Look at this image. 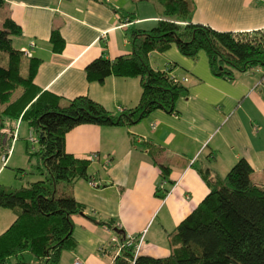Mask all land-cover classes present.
I'll return each mask as SVG.
<instances>
[{"label":"crops","instance_id":"obj_1","mask_svg":"<svg viewBox=\"0 0 264 264\" xmlns=\"http://www.w3.org/2000/svg\"><path fill=\"white\" fill-rule=\"evenodd\" d=\"M190 1L192 23L264 39V0ZM160 12L151 0H0V27L6 19L19 27L13 46L39 61L33 83L41 91L55 95L61 104L87 97L108 113L119 114L138 105L140 80L109 76L102 83L89 82L85 68L99 57L113 61L130 56L129 28L150 30ZM53 30L63 40L61 52L54 51L49 41ZM149 64L186 89L172 113L157 109L134 125L83 124L65 135V152L88 160L89 166L88 178L69 188L83 212L71 217L75 248L63 251L58 264L75 259L112 264L116 252L109 241L119 235L115 228L122 235L143 236L140 256L168 257L169 236L209 192L201 176L205 170L224 177L245 159L254 183L264 185V91L256 88L264 69L253 67L233 78L216 76L205 52L188 58L175 45L151 52ZM22 123L4 162L0 152V186L5 188L25 187L13 188L17 175L27 174L18 161L32 160L30 131L28 125L22 131ZM91 155L96 158L89 160ZM159 165L169 168L166 179ZM9 169L15 176L5 178ZM158 189L169 190L164 199L155 195ZM15 219L13 211L0 207V235ZM25 259L38 264L28 254Z\"/></svg>","mask_w":264,"mask_h":264},{"label":"trees","instance_id":"obj_2","mask_svg":"<svg viewBox=\"0 0 264 264\" xmlns=\"http://www.w3.org/2000/svg\"><path fill=\"white\" fill-rule=\"evenodd\" d=\"M147 1V0H141ZM161 10V18L148 31L130 27L131 55L109 61L99 57L85 68L89 82L102 83L109 76L138 78L141 98L129 111L111 114L87 97L65 104L55 95L41 91L33 83L39 61L13 46L21 33L10 19L0 27V152L8 157L17 125L25 122L38 150L37 169L44 178L18 189L0 186V207L16 216L10 228L0 235V264H58L61 253L75 248L71 237L73 215L83 207L69 191L78 180L88 178L89 161L76 159L64 150L65 135L83 124L103 127L134 125L151 112L174 111L175 101L184 96L181 81L166 71L151 68L149 55L175 45L179 53L195 58L206 53L212 73L233 78L235 73L253 67L264 69V39L253 34L218 32L191 21L190 0H151ZM128 22L134 18L129 15ZM52 49L61 52L63 40L57 30L50 36ZM8 130L6 136L2 131ZM29 134V135H30ZM154 161V154L150 153ZM166 179L169 168L159 165ZM17 174L23 172L16 170ZM253 170L239 159L224 177L201 173L209 192L201 203L169 236L170 255L166 258L137 256L122 249L112 264H264V185L254 183ZM59 187L61 190H59ZM169 190L158 189L164 199ZM109 228H113L107 223ZM122 239V232L115 228Z\"/></svg>","mask_w":264,"mask_h":264},{"label":"built area","instance_id":"obj_3","mask_svg":"<svg viewBox=\"0 0 264 264\" xmlns=\"http://www.w3.org/2000/svg\"><path fill=\"white\" fill-rule=\"evenodd\" d=\"M104 1H108V0H104ZM30 46L32 47L33 44H31ZM22 52L26 56H28V57L30 56L27 51H22ZM173 79L177 80L175 78H173ZM256 88L262 89L264 91V71H263V75H262L260 81L257 83ZM120 112H121V110H120ZM2 133L6 134V136L10 135L8 130H4V131H2ZM16 137H17V135L15 133L13 135L12 144L16 140ZM29 141L33 144L36 143V140L31 136V134L29 135ZM10 152H11V148L7 152V155H9ZM95 158H96V155H91L88 159L92 160ZM2 160H3V162L6 160V157L4 155L2 156ZM93 185L97 186L96 184H93ZM109 244L114 248V250L116 252L115 257L120 255L122 249H127V248L132 249V253H133L132 262H133L136 259V257L139 256V254H140L141 246L143 244V236L141 235L138 238H133L131 235L124 233V235H122V239H119L117 236L110 238ZM71 264H84V263L78 259H75Z\"/></svg>","mask_w":264,"mask_h":264},{"label":"rangeland","instance_id":"obj_4","mask_svg":"<svg viewBox=\"0 0 264 264\" xmlns=\"http://www.w3.org/2000/svg\"><path fill=\"white\" fill-rule=\"evenodd\" d=\"M21 127H22V131H23V129H25L27 127V124L25 122H23L22 125H21ZM20 143H23V141L20 140ZM37 148H38V145H33V147H30V153H34V151H36ZM25 158H27V157H25ZM31 159L32 160H31L30 163H27L24 159L18 161L19 164H21L22 166H24L27 174H19V175H17V180L14 181L15 182V185H14L13 188H18V187H21V186H27L31 182L39 181L42 178H44L43 175H40V174H42L41 171H39L37 169V162H38L37 157L36 156H32ZM14 160H17L16 157H15ZM13 164H14V162L12 161L10 163V167L13 166ZM9 171L6 170V172L3 174V176L5 178L7 176H9V175H10V177L11 176L12 177L15 176V173L14 172L12 173V171L10 169H9Z\"/></svg>","mask_w":264,"mask_h":264},{"label":"water","instance_id":"obj_5","mask_svg":"<svg viewBox=\"0 0 264 264\" xmlns=\"http://www.w3.org/2000/svg\"><path fill=\"white\" fill-rule=\"evenodd\" d=\"M122 232V231H121Z\"/></svg>","mask_w":264,"mask_h":264}]
</instances>
